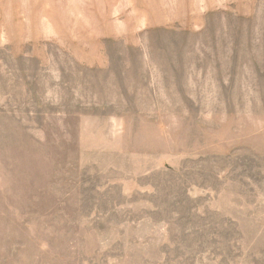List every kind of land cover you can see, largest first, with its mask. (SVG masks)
<instances>
[{
	"label": "rangeland",
	"instance_id": "1",
	"mask_svg": "<svg viewBox=\"0 0 264 264\" xmlns=\"http://www.w3.org/2000/svg\"><path fill=\"white\" fill-rule=\"evenodd\" d=\"M0 264H264V0H0Z\"/></svg>",
	"mask_w": 264,
	"mask_h": 264
}]
</instances>
